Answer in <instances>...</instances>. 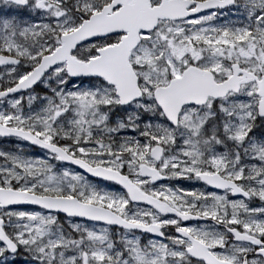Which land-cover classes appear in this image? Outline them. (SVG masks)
I'll list each match as a JSON object with an SVG mask.
<instances>
[{"label": "snow or ice", "instance_id": "6c2138e0", "mask_svg": "<svg viewBox=\"0 0 264 264\" xmlns=\"http://www.w3.org/2000/svg\"><path fill=\"white\" fill-rule=\"evenodd\" d=\"M0 264H264V0H0Z\"/></svg>", "mask_w": 264, "mask_h": 264}]
</instances>
